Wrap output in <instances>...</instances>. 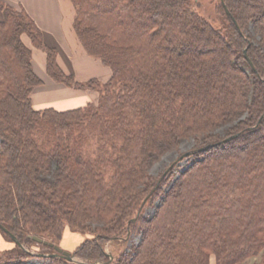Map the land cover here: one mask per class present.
<instances>
[{"label": "trees", "instance_id": "1", "mask_svg": "<svg viewBox=\"0 0 264 264\" xmlns=\"http://www.w3.org/2000/svg\"><path fill=\"white\" fill-rule=\"evenodd\" d=\"M70 1L80 44L111 69L105 81L65 71L27 10L0 0V230L16 243L0 264H31L30 236L57 244L67 228L86 236L72 253L87 263L264 264V0H221L220 26L196 0ZM24 35L54 81L96 100L36 107L44 82ZM188 140L194 159L175 179L151 174ZM133 233L131 252H107Z\"/></svg>", "mask_w": 264, "mask_h": 264}, {"label": "crops", "instance_id": "2", "mask_svg": "<svg viewBox=\"0 0 264 264\" xmlns=\"http://www.w3.org/2000/svg\"><path fill=\"white\" fill-rule=\"evenodd\" d=\"M5 1L17 7L22 6L27 10L42 29L46 43L57 48L58 61L65 71L74 74L82 81L92 77L105 81L111 76L109 67L99 59L89 56L80 44L73 26L75 8L70 0ZM2 18L3 12L0 10V19ZM26 36L24 40L33 48L34 70L44 82L32 93L36 107L59 108L58 105H64L66 109L96 100L98 92L95 90L75 89L62 82L54 81L46 70V52L33 46L29 37Z\"/></svg>", "mask_w": 264, "mask_h": 264}, {"label": "rangeland", "instance_id": "3", "mask_svg": "<svg viewBox=\"0 0 264 264\" xmlns=\"http://www.w3.org/2000/svg\"><path fill=\"white\" fill-rule=\"evenodd\" d=\"M196 1L198 2L197 10L202 15L206 16V18H208L215 26H220L224 24L225 16L223 12L221 11V9H219V3L221 0H196ZM81 102H84V101H81ZM58 106L60 109H65L66 107L64 105H58ZM70 108H73V107H70ZM223 129L224 127H221L217 129V131L223 132ZM245 143L246 144L244 148L250 149L252 147V144H249V142L247 143V141H245ZM193 145H194V140H188V141L183 142L180 145L179 150H172L170 152L165 153L160 158V160L157 161L152 166L150 170L151 174L157 176L163 173L164 171H166L168 168L169 170L174 169V172L176 173L174 177L175 179L178 176V173L182 171L184 168H186L191 163V161L194 159V156H193L194 154L192 153L180 158V155H182L183 153L187 151H192ZM174 179L172 180L170 185L173 183ZM168 187L169 186L165 187L164 189H167ZM159 198L160 197L156 198L153 201V203L148 204L144 208L143 212L145 216L149 217L154 214L156 205L160 203ZM140 237H141V234L133 233L130 236V238L125 241L111 239V240L106 241L105 247H106L107 252L111 256H116L122 252H131V250L133 249V246L140 241ZM85 238H86L85 235L67 228L65 229L61 240L56 243L59 244L64 249H67L73 252L76 249V247L83 242ZM15 245L16 243L12 241V239L9 236L4 234L2 230H0V255L2 251L8 248L14 247ZM30 249L37 253H43V252L46 253V252L52 251L48 245H45L43 243H37V242H32L30 245ZM261 260H262V257L260 255L253 256V257L247 258L246 260L240 262L239 264H257ZM216 261L217 259H216L215 254H212L210 264H214L216 263ZM28 262L31 264H51L50 260L47 259V257H43L40 255H36V256L29 258ZM96 264H101V262L97 261Z\"/></svg>", "mask_w": 264, "mask_h": 264}, {"label": "water", "instance_id": "4", "mask_svg": "<svg viewBox=\"0 0 264 264\" xmlns=\"http://www.w3.org/2000/svg\"><path fill=\"white\" fill-rule=\"evenodd\" d=\"M246 52V50H245ZM237 134H233V135H230L224 139H222L221 141H219L220 143L221 142H226L228 140H231L233 139L234 137H236ZM212 146V144H209L207 146H204L202 148H200V150H204L208 147ZM193 151H187L185 153H183L182 155H180V158H182L183 156H186L188 154H191ZM169 170V168L164 172V175L166 174V172ZM6 229V228H5ZM12 237L14 238V240L17 242V243H20L19 240L14 236L12 235ZM31 238H33L34 240H36L37 242L39 243H44L46 245H49L51 247H53L56 252H53V253H38L39 255H43V256H64L65 258H67L68 260L70 261H73V262H77V263H83V264H95V263H87L85 261H82L81 259H79L74 253H72L71 251L67 250V249H64L63 247H61L60 245L58 244H55L49 240H46L42 237H39V236H30ZM23 246V244H21Z\"/></svg>", "mask_w": 264, "mask_h": 264}]
</instances>
